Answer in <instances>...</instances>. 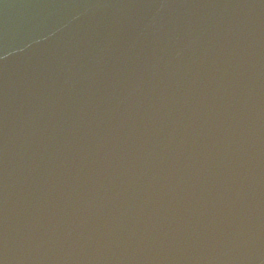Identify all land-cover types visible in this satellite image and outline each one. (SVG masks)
Instances as JSON below:
<instances>
[{"label":"water","instance_id":"95a60500","mask_svg":"<svg viewBox=\"0 0 264 264\" xmlns=\"http://www.w3.org/2000/svg\"><path fill=\"white\" fill-rule=\"evenodd\" d=\"M0 264H264V0H0Z\"/></svg>","mask_w":264,"mask_h":264}]
</instances>
